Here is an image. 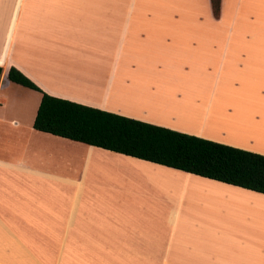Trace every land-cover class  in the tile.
<instances>
[{"label": "crops", "instance_id": "0c3cea01", "mask_svg": "<svg viewBox=\"0 0 264 264\" xmlns=\"http://www.w3.org/2000/svg\"><path fill=\"white\" fill-rule=\"evenodd\" d=\"M182 1L0 0V264H264L263 194L36 131L7 79L264 155V0H221L219 44Z\"/></svg>", "mask_w": 264, "mask_h": 264}, {"label": "trees", "instance_id": "16d2710c", "mask_svg": "<svg viewBox=\"0 0 264 264\" xmlns=\"http://www.w3.org/2000/svg\"><path fill=\"white\" fill-rule=\"evenodd\" d=\"M209 2L219 18L221 0ZM7 79L42 94L36 131L264 195V155L49 96L15 67Z\"/></svg>", "mask_w": 264, "mask_h": 264}, {"label": "rangeland", "instance_id": "374dc122", "mask_svg": "<svg viewBox=\"0 0 264 264\" xmlns=\"http://www.w3.org/2000/svg\"><path fill=\"white\" fill-rule=\"evenodd\" d=\"M210 3V2H209ZM7 6V4H6ZM206 4L199 2L197 4H195L193 1L191 0H184L182 2H180L179 4L176 5H164V10H173V12H182L183 14H187L190 15L189 19H184V21L186 23H188V25L191 27L192 30H197V37L198 40L200 38V36L205 35V33L209 34V37L211 35V31H213L212 36H213V43L214 44H219L221 37H218L216 35V28H220L221 27V12H220V16L219 18H215L212 15V9H211V5L209 4V12L211 14L207 17L206 12V8H205ZM151 10H155V8L151 7ZM160 10H163L162 6H160ZM247 31H250V35L249 37H247V39H249L248 41H245V43H261L264 44V35H253L256 37H252L251 36V32L253 33V29H261L262 31H264V21L259 20V24L258 26L254 27V22H252V24H248L247 25ZM253 38V40H252ZM252 40V41H251ZM14 87V89H19L16 86H12ZM260 91H262V89L260 88Z\"/></svg>", "mask_w": 264, "mask_h": 264}]
</instances>
